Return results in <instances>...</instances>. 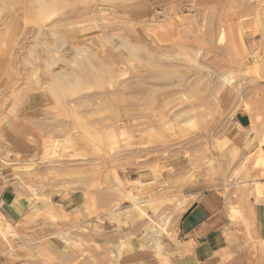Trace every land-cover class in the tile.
Wrapping results in <instances>:
<instances>
[{"label": "rangeland", "instance_id": "obj_1", "mask_svg": "<svg viewBox=\"0 0 264 264\" xmlns=\"http://www.w3.org/2000/svg\"><path fill=\"white\" fill-rule=\"evenodd\" d=\"M263 147L264 0H0V193L31 202L0 262L167 264L179 201L218 188L264 264Z\"/></svg>", "mask_w": 264, "mask_h": 264}, {"label": "crops", "instance_id": "obj_2", "mask_svg": "<svg viewBox=\"0 0 264 264\" xmlns=\"http://www.w3.org/2000/svg\"><path fill=\"white\" fill-rule=\"evenodd\" d=\"M250 127V116L245 113H237L225 129L224 137L232 143H237L242 136L243 130ZM262 155L264 156V147ZM233 186L239 185L235 183ZM249 186H252L253 191L256 189L255 186H257V192L262 194L264 199V179L253 178ZM228 187H231V185L226 184L225 188ZM217 190L219 189L214 188L204 191L203 195H201V191L184 194L187 197L193 196L191 197L193 200L189 209L180 212L181 219L177 226L179 245L174 248L171 246L178 253V256L172 258V260L169 258L167 264H171V262L172 264H230L228 261L231 257L234 264H239L241 256L244 254L242 251V239L229 235L228 226L230 221L226 213V203L224 198L216 192ZM253 196L256 200L254 194ZM0 203V222L10 225L12 231L13 228L10 223L21 222L31 206L30 198L19 196L17 188L12 185L1 191ZM101 217L98 219H101ZM258 220L259 224H261L259 216ZM11 233H14V231ZM14 251V248H1L0 257L9 253L13 254ZM61 252V247H58L56 251L54 249V253L57 254L58 258L57 261H52L51 264H76L77 257L74 254L64 255ZM146 257L148 256L134 258L136 261L128 264H143L138 260ZM0 264L4 263L0 262ZM16 264L28 263L20 261ZM157 264H160V262L157 261Z\"/></svg>", "mask_w": 264, "mask_h": 264}, {"label": "bare ground", "instance_id": "obj_3", "mask_svg": "<svg viewBox=\"0 0 264 264\" xmlns=\"http://www.w3.org/2000/svg\"><path fill=\"white\" fill-rule=\"evenodd\" d=\"M129 199H131V201H132V207H134V208H136V207H138V206H140V204H141V202H140V199H138L136 196H134L133 194H130L129 195ZM191 197H193V196H186V197H184V198H182L181 199V201H179V203H178V212H181V211H183V210H187V209H189L190 208V206H191V204H192V200H193V198H191ZM130 201V200H129ZM130 201V202H131ZM0 205H1V203H0ZM181 217V216H180ZM166 218H164V220H165ZM169 220V219H168ZM165 225V224H164ZM163 227V226H162ZM167 227V226H166ZM149 228V227H148ZM147 228V229H148ZM162 229V228H161ZM165 229H167V228H163L162 229V231H165ZM168 230V229H167ZM169 230H171V229H169ZM168 230V231H169ZM147 231V236H150V237H152V236H156L155 235V233H156V229H154L153 228V226L152 227H150L148 230H146ZM168 231H165L166 232V235L168 236V237H170V238H172V235L173 234H171L170 232H168ZM0 232H1V229H0ZM172 232V231H171ZM1 234L2 235H4L2 232H1ZM158 236H160L159 235V233H158ZM157 237V236H156ZM161 240V239H160ZM159 240V244L161 243V241ZM161 262V261H160Z\"/></svg>", "mask_w": 264, "mask_h": 264}]
</instances>
